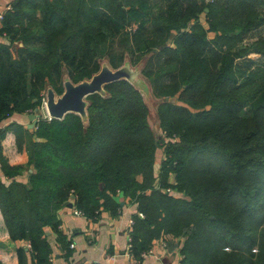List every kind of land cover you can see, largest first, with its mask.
I'll return each mask as SVG.
<instances>
[{"label":"trees","instance_id":"1","mask_svg":"<svg viewBox=\"0 0 264 264\" xmlns=\"http://www.w3.org/2000/svg\"><path fill=\"white\" fill-rule=\"evenodd\" d=\"M263 5L9 1L0 16V214L9 238L23 242L17 264H50L45 227L70 257L58 210L70 204L89 219L100 210L115 214L117 192L135 204L128 231L134 259L161 239L176 242L175 264H264V70L246 72L242 57L264 56V35L243 41L264 23ZM146 54L140 73L159 97L157 137L141 94L123 78L85 97V121L67 112L30 128L3 123L38 108L47 86L60 93L63 74L76 82L103 59L114 68ZM8 130L26 153L23 164L2 154Z\"/></svg>","mask_w":264,"mask_h":264},{"label":"crops","instance_id":"2","mask_svg":"<svg viewBox=\"0 0 264 264\" xmlns=\"http://www.w3.org/2000/svg\"><path fill=\"white\" fill-rule=\"evenodd\" d=\"M9 1L0 0V11L6 8ZM8 121L25 125L27 113H13L3 123ZM13 137L12 131L5 132L1 140L2 154L11 164H23L26 153L23 149H16ZM29 170L30 168L22 170L17 178L24 180ZM0 177L3 178L1 172ZM115 199L118 202L115 214L100 210L93 219L74 213L70 204L62 206L58 210L59 228L69 240L71 255L68 258L62 255L54 242L53 232L45 227V233L52 245L50 264H133V258L128 253V231L131 214L136 211L135 204L129 202L120 192L116 193ZM173 242L175 244L165 246L161 239L153 240L152 253L143 254L139 264H175L180 254L176 242ZM20 243L23 244L9 238L0 214V261L3 264H17L15 247Z\"/></svg>","mask_w":264,"mask_h":264},{"label":"water","instance_id":"3","mask_svg":"<svg viewBox=\"0 0 264 264\" xmlns=\"http://www.w3.org/2000/svg\"><path fill=\"white\" fill-rule=\"evenodd\" d=\"M120 78L131 83L141 94L140 88L133 82L135 73L127 59L114 68L110 67L107 61L103 59L98 70L93 72L88 78L72 82L66 74H63L60 93H56L50 86H47L44 90L45 110L50 117L54 118H61L65 113L73 112L85 121L87 103L85 97L94 92L102 95L104 93V84ZM146 88L148 89L149 87L146 85ZM37 109L35 108L27 113L26 127H32L37 120L40 115V112L36 111Z\"/></svg>","mask_w":264,"mask_h":264},{"label":"rangeland","instance_id":"4","mask_svg":"<svg viewBox=\"0 0 264 264\" xmlns=\"http://www.w3.org/2000/svg\"><path fill=\"white\" fill-rule=\"evenodd\" d=\"M260 10L264 13V5L260 7ZM258 35H264V23L261 24L260 26H258L257 28L253 29L251 31V34L247 35L243 39V41L248 42L252 39H255V37ZM15 44L20 45L21 42L18 41V42H15ZM113 48H114L116 53H119V51L122 50V47L119 45L118 41H116L113 44ZM244 56L247 59L246 63H245V66H246L245 71L246 72L249 69L250 70H253V69L264 70V56L260 55L257 52H253V51H248L242 57H244ZM145 57H147V54L141 57V59L139 60L140 62L136 63L135 65H131V69L135 73V78L133 79V82L135 85H137L140 88L141 96L144 99L145 104H146L147 109H148L149 125L151 127V130L153 131V134L157 137L161 133L160 128L158 127L156 114H155V107H156L157 101L159 100L158 99L159 97L157 98V97H154L151 95L149 88L148 89L146 88V85L148 86V83H147L146 79L143 77V75L140 73V67L143 64L144 60H146ZM239 58H241V57H239ZM42 93H43V91H42ZM172 99H173V97L170 98V100H172ZM36 111L40 112V115L45 114V110L43 107L39 106ZM40 118H41V116H40ZM161 157H162V152H161L160 148H157L156 152H155V163H154L155 168H156L157 163Z\"/></svg>","mask_w":264,"mask_h":264},{"label":"built area","instance_id":"5","mask_svg":"<svg viewBox=\"0 0 264 264\" xmlns=\"http://www.w3.org/2000/svg\"><path fill=\"white\" fill-rule=\"evenodd\" d=\"M6 7H7V6H6ZM1 12H2V11H0V16H1ZM44 103H45V97H44V91H43V93H41L40 105H39V106H40V107H43L44 110H45V105H44ZM40 116H41V118H46V119H49V118H50V116L47 114L46 110H45V114H44V115H39L38 118H40ZM38 118H37V119H38ZM73 212L76 213V214H79V213H80V212H79L77 209H75V208H73ZM163 245H165L164 241H163ZM70 246H71V244H70ZM128 248H129V243H128ZM128 253H129V252H128ZM148 253H152L151 246H150L146 251L143 252V254H148ZM129 255H130V254H129ZM130 257H132V256L130 255ZM133 264H139V260L133 258Z\"/></svg>","mask_w":264,"mask_h":264}]
</instances>
